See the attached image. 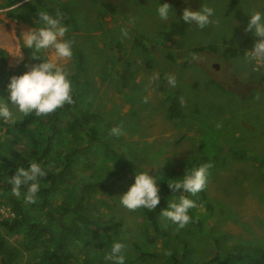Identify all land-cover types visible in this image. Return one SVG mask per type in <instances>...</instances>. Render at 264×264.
I'll return each instance as SVG.
<instances>
[{"label": "rangeland", "instance_id": "374dc122", "mask_svg": "<svg viewBox=\"0 0 264 264\" xmlns=\"http://www.w3.org/2000/svg\"><path fill=\"white\" fill-rule=\"evenodd\" d=\"M8 1L0 0V38L10 37L13 43L7 46L5 42L9 45L10 39L0 41V47L8 52L1 81L8 82L11 75L26 71L42 59L39 55L32 57V50L23 47L22 41V32L35 28L38 13L52 15L53 9L67 14L70 22L63 24L70 31H66L65 39L72 41L73 54L58 62L71 86L73 79H78L79 106L91 113L92 124L101 136H109L114 147L120 149L119 154L127 153V158L134 161L132 166L157 176V183L172 182L181 178L180 170L208 164L204 188L217 208V214L208 218V228L222 245L244 242L264 247V61L228 52L243 39L255 38L244 30L246 12H264L262 0H200L198 7L195 3L199 0H167V20L156 15V0H104L113 2L112 9L102 0H21L13 5ZM202 3L213 8L212 22L204 28L190 24L180 36L163 35L186 4L198 9ZM201 45L206 49L192 51ZM10 48L20 56L14 58ZM168 53L172 60L165 57ZM44 55L52 53L45 50ZM168 75L175 77V86L168 84ZM176 91L187 98L183 123L191 126L188 129L166 113L163 97ZM114 125L121 127V136L109 135L108 129ZM61 141L52 146L53 155L58 152L63 156L81 146L72 132ZM30 147L32 141L26 138L12 151L24 157ZM95 149L90 163L82 161L75 170L77 179L89 181L97 171L104 173L121 163L105 145H95ZM134 175L127 171L123 176H111L109 191L91 192L88 210L95 218L121 216L127 225L124 234L129 239V251L136 250L131 239L139 234L159 253L150 263L159 264L167 237L163 236V241L150 238L143 211L129 210L119 203L118 195L127 190ZM73 189L71 184L62 185L55 193L54 204ZM1 191L0 206L10 207ZM201 208L204 210V205ZM0 231L4 232L1 225ZM9 240L19 244L21 236L9 235ZM193 242L198 261L216 253L211 235L201 234ZM78 250L81 257L86 256L82 248ZM95 256L89 253L90 258Z\"/></svg>", "mask_w": 264, "mask_h": 264}, {"label": "trees", "instance_id": "16d2710c", "mask_svg": "<svg viewBox=\"0 0 264 264\" xmlns=\"http://www.w3.org/2000/svg\"><path fill=\"white\" fill-rule=\"evenodd\" d=\"M19 1L21 0H9L7 4L13 5ZM102 3L109 9L114 8L113 2L106 3L102 0ZM186 7L189 6L186 4ZM51 12L53 16L57 12L60 13L53 9ZM180 13L181 11L171 22L169 29L163 31L166 38L183 35L190 25L179 19ZM60 15L62 22H70L67 14ZM67 31L70 30L67 28ZM256 39L258 38H245L239 45L229 47L228 52L243 54L251 48ZM205 49L206 46L201 45L193 47L192 51ZM75 55L81 59L79 53ZM165 57L172 60L171 53ZM7 60L8 52L0 47V73L7 66ZM1 80L3 79L0 78V98L5 100L8 94L5 87L7 82ZM77 84L78 79L74 78L71 86L72 104H64L53 112L39 117L31 113L26 115L18 113L15 125L0 120V190L2 199L15 214L14 217L0 222L4 231H0V264H111L105 261L104 256L110 250L113 241H121L124 244L123 264H151L152 258L159 256L151 244L139 234H134L139 240L130 238L136 250L129 251L127 244L129 239L127 240L124 234L127 225L121 216L95 218L88 210L91 192L99 190L105 193L110 187L107 183L111 176L119 177L125 175L127 171L139 170L132 166L134 161L127 158V153H118L120 149L114 147L109 136H106L107 138L101 136L98 128L92 124L91 113L79 106L80 87ZM163 98L167 104V116L181 125L185 117L187 118L185 114L187 98L178 95L177 91ZM183 125L182 127L186 129L191 127H188L186 122ZM68 132H72L74 137L79 139L81 146L71 152H65L63 156L58 152L53 155L52 146L54 143H61V139ZM26 138L31 139L32 147L24 157H20L21 153L16 154L12 149ZM100 144L105 145L107 151L117 154L121 163L112 169L107 168L104 173L97 171L89 181L77 179L75 170L78 169L80 162L86 161L88 165L94 156L92 152L98 150L95 149V145ZM31 162L39 163L44 175L39 178L40 190L35 202L29 204L22 195L20 197L12 195L11 184L6 178L14 174L17 166L25 167ZM188 170L190 169L184 171ZM180 172L182 175L183 170ZM158 183L160 200L156 209H140L146 220L145 229L149 237L155 241L157 239L163 241V236L167 237L163 241L165 254L161 256L159 264H264L263 245L253 246L244 242L222 245L218 235L208 228V218L217 214L215 212L217 208L205 188L196 194L184 193L195 202L193 208H197L198 212L192 208L188 210L190 220L183 228L166 222L159 212L167 207L168 200L175 199L179 193H171L167 184L170 182L167 180ZM69 184L74 186V189L63 193L60 202L54 204L56 191L62 185ZM23 191L24 189H21V193ZM203 205L204 210L201 208ZM90 226L97 230H92ZM189 229V232H185ZM13 234L21 236L19 244L10 242L9 235ZM201 234L211 235L216 243V253L206 261L195 259L197 248L193 244V239ZM142 235L144 236V233ZM79 248L84 250L85 257L80 256ZM91 252L96 255L95 259L89 257Z\"/></svg>", "mask_w": 264, "mask_h": 264}, {"label": "clouds", "instance_id": "9594fccd", "mask_svg": "<svg viewBox=\"0 0 264 264\" xmlns=\"http://www.w3.org/2000/svg\"><path fill=\"white\" fill-rule=\"evenodd\" d=\"M264 2V0H262ZM156 15L161 20H167L170 15V5L167 0L163 3L156 0ZM248 20L244 30L250 31L258 39L254 40L251 48L244 53L248 60L264 61V12L249 11ZM214 10L202 3L198 9L184 7L179 19L187 24H194L197 28H204L212 20ZM39 19L35 22V28H29L22 32L23 47L32 50V57L39 55L42 59L33 64L20 74H13L6 84L8 90L7 101L0 98V120L15 125L17 115L34 114L35 116L47 115L64 104H72L71 82L67 78L63 65L58 61L70 58L72 41L65 39L67 31L62 22L60 13L54 16L47 12H39ZM45 50H50L52 55H44ZM170 86H175L173 75L167 76ZM147 101V97L143 98ZM11 106V107H10ZM15 109V112L12 109ZM110 136L119 137L122 129L114 125L108 129ZM208 164H200L188 171H183L180 179L167 183L171 193H179L173 200H168L167 207L162 208L159 215L171 221L177 228H183L190 220L188 210L195 206V202L184 193L196 194L205 186ZM44 171L37 162L28 163L25 167L17 166L12 176L7 177L11 184L12 195L20 197L31 204L35 202L40 190L39 178ZM157 176L150 175L147 170L135 172L133 182L118 195L119 203L129 209L145 208L156 209L159 203V183ZM21 189H24L21 193ZM121 241H113L110 250L105 254V261L111 264H123L124 256Z\"/></svg>", "mask_w": 264, "mask_h": 264}, {"label": "built area", "instance_id": "2783aa9c", "mask_svg": "<svg viewBox=\"0 0 264 264\" xmlns=\"http://www.w3.org/2000/svg\"><path fill=\"white\" fill-rule=\"evenodd\" d=\"M15 214L10 207L0 206V221L14 217Z\"/></svg>", "mask_w": 264, "mask_h": 264}, {"label": "bare ground", "instance_id": "6f19581e", "mask_svg": "<svg viewBox=\"0 0 264 264\" xmlns=\"http://www.w3.org/2000/svg\"><path fill=\"white\" fill-rule=\"evenodd\" d=\"M12 48H13V47H12ZM12 48H10V50H11L10 52H12L13 57H14V58H17V56L19 57V56H20V55H19L20 52L17 53L16 51H13Z\"/></svg>", "mask_w": 264, "mask_h": 264}, {"label": "crops", "instance_id": "0c3cea01", "mask_svg": "<svg viewBox=\"0 0 264 264\" xmlns=\"http://www.w3.org/2000/svg\"><path fill=\"white\" fill-rule=\"evenodd\" d=\"M3 38L4 39H6V40H8V39H10V41H11V43L8 45L6 42H5V44L7 45V46H10L12 43H13V41H12V39L10 38V37H8V38H6V37H2V38H0V41H3Z\"/></svg>", "mask_w": 264, "mask_h": 264}, {"label": "flooded vegetation", "instance_id": "af4514ba", "mask_svg": "<svg viewBox=\"0 0 264 264\" xmlns=\"http://www.w3.org/2000/svg\"><path fill=\"white\" fill-rule=\"evenodd\" d=\"M199 2H201V1L199 0V1H198V2H196V3L194 2L195 4H197V7L199 6Z\"/></svg>", "mask_w": 264, "mask_h": 264}, {"label": "water", "instance_id": "95a60500", "mask_svg": "<svg viewBox=\"0 0 264 264\" xmlns=\"http://www.w3.org/2000/svg\"><path fill=\"white\" fill-rule=\"evenodd\" d=\"M216 68H217V65H216Z\"/></svg>", "mask_w": 264, "mask_h": 264}]
</instances>
